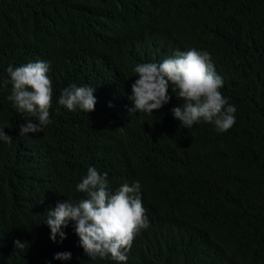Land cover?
<instances>
[{
  "label": "trees",
  "instance_id": "16d2710c",
  "mask_svg": "<svg viewBox=\"0 0 264 264\" xmlns=\"http://www.w3.org/2000/svg\"><path fill=\"white\" fill-rule=\"evenodd\" d=\"M193 47L237 108L227 132L186 129L171 89L152 115L129 111L134 66ZM37 61L50 65L52 123L19 136L25 118L3 82L9 65ZM72 84L95 88V111L58 103ZM0 129L13 137L0 141V264H117L92 260L75 222L50 238L47 211L86 198L76 185L90 167L113 192L141 183L150 226L127 264H264V0H0Z\"/></svg>",
  "mask_w": 264,
  "mask_h": 264
},
{
  "label": "clouds",
  "instance_id": "9594fccd",
  "mask_svg": "<svg viewBox=\"0 0 264 264\" xmlns=\"http://www.w3.org/2000/svg\"><path fill=\"white\" fill-rule=\"evenodd\" d=\"M50 65L46 61L29 62L19 67L9 65L7 73L11 83V94L7 97L13 107L25 118L19 126V136L41 133L51 124L50 108L53 103V82L49 76ZM133 72L138 79L131 85L128 97L133 107L130 113L152 115L168 104L172 93L182 101L171 109L175 119L186 129L201 122L213 124L217 132H227L236 122L237 108L229 103L220 91L224 80L217 73L209 52L195 47L177 51L161 63H137ZM92 86L70 85L65 88L58 103L69 111H95L97 98ZM0 141L11 145L12 135L0 129ZM141 183H124L115 192L110 189L107 173L101 174L90 167L86 176L76 185V191L86 198L73 203L58 201L47 213L46 223L51 230L50 238L62 242L67 238L63 231L70 222L79 237L80 246L92 260L110 255L117 264H127L135 238L150 226L146 209L142 203ZM16 248L23 249L24 242L15 241ZM57 260H70L71 252L57 253Z\"/></svg>",
  "mask_w": 264,
  "mask_h": 264
}]
</instances>
